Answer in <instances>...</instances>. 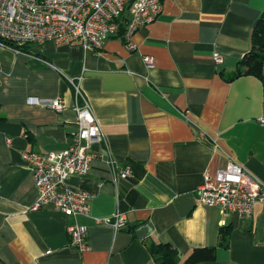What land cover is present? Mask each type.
Returning a JSON list of instances; mask_svg holds the SVG:
<instances>
[{"label":"crops","instance_id":"obj_1","mask_svg":"<svg viewBox=\"0 0 264 264\" xmlns=\"http://www.w3.org/2000/svg\"><path fill=\"white\" fill-rule=\"evenodd\" d=\"M161 1L131 47L120 35L96 51L46 42L26 46L28 56L0 45V264H158L150 251L158 244L170 245V264H185L202 247H215V259L195 264H264V203L246 219L197 199L204 175L213 177L229 157L264 182V65L262 79H228L251 48L264 0ZM71 79L103 132L90 146L88 174L65 184L93 191L90 216L34 208L39 190L22 158L68 147L74 111L27 98L70 103ZM110 158L130 174L117 176ZM116 211L127 218L121 230L93 219ZM74 223L87 227L85 250L69 244Z\"/></svg>","mask_w":264,"mask_h":264},{"label":"built area","instance_id":"obj_2","mask_svg":"<svg viewBox=\"0 0 264 264\" xmlns=\"http://www.w3.org/2000/svg\"><path fill=\"white\" fill-rule=\"evenodd\" d=\"M161 11V0H0V45L28 56L31 54L25 50L26 46L46 42H78L85 50L96 51L102 48L106 38L120 35L131 47V35L152 23ZM214 60L220 63L222 58L214 53ZM143 61L146 67L153 65L151 56H144ZM70 84L73 88L70 103L59 98H27L29 103L56 111L69 107L74 111L76 128L68 147L45 153L24 151L22 158L39 190L34 208L51 204L68 216H90L93 191L71 189L65 184L71 175L88 174L94 157L90 146L102 139L103 132L79 83L71 79ZM259 122L264 124V117ZM109 162L117 176L130 174L129 168H117L111 158ZM197 199L200 205L215 206L224 214L234 213L249 219L255 204L264 203V182L229 157L213 177L204 175L197 188ZM93 219L96 224L110 226L114 231L127 226V218L121 211ZM86 232L84 225H69L70 246L87 249Z\"/></svg>","mask_w":264,"mask_h":264},{"label":"trees","instance_id":"obj_3","mask_svg":"<svg viewBox=\"0 0 264 264\" xmlns=\"http://www.w3.org/2000/svg\"><path fill=\"white\" fill-rule=\"evenodd\" d=\"M264 65V11L256 21L251 34V48L246 52L241 60L238 61L237 67L228 76V79H234L240 75H253L263 78ZM264 92V90H263ZM1 119V118H0ZM229 228L220 230V245L227 246ZM169 244H158L150 247L151 253L157 260L158 264H170L171 250ZM215 247L195 248L187 256L185 264H195L201 261H212L215 259Z\"/></svg>","mask_w":264,"mask_h":264}]
</instances>
